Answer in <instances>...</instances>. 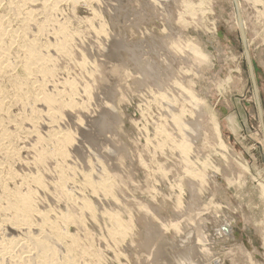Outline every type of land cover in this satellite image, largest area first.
I'll use <instances>...</instances> for the list:
<instances>
[{
	"label": "rangeland",
	"instance_id": "374dc122",
	"mask_svg": "<svg viewBox=\"0 0 264 264\" xmlns=\"http://www.w3.org/2000/svg\"><path fill=\"white\" fill-rule=\"evenodd\" d=\"M4 1L0 18H13V0ZM43 1L28 5L33 26L18 29V39L45 45L50 76L26 80L18 101L12 81H25L18 44L10 49L15 62L0 76L6 107L0 118L8 135L2 144L9 151H0V197L4 190L32 192L36 209L57 221L71 211L65 227L86 251L82 263L178 264L191 248L198 264H264V0H238L251 72L232 0H189L194 17L182 0H66L48 20ZM58 27L70 36L67 54L54 48ZM178 39L200 45L209 64L176 59L170 41ZM115 65L119 75L110 76ZM174 82L181 87L167 90L172 111L185 110L182 120L194 129L187 156L167 138L179 140L180 133L157 95ZM41 86L71 106L59 107L53 121L44 119L36 99ZM182 87L200 100L199 109ZM55 133L70 136L63 156L55 152ZM42 151L48 155L39 158ZM188 171H203V179ZM86 176L94 182L109 177L111 189L96 193ZM84 201L93 204L91 213L79 208ZM115 213L125 226L122 237L112 239L108 215ZM11 216L0 212L1 238L24 239L6 222ZM38 219L32 216L37 225ZM201 229L206 255L198 244Z\"/></svg>",
	"mask_w": 264,
	"mask_h": 264
},
{
	"label": "bare ground",
	"instance_id": "6f19581e",
	"mask_svg": "<svg viewBox=\"0 0 264 264\" xmlns=\"http://www.w3.org/2000/svg\"><path fill=\"white\" fill-rule=\"evenodd\" d=\"M3 1L4 0H0V6ZM33 1L34 0H13L12 2L9 3L10 8L15 14L13 18L12 17L8 19L5 18V20L3 19V17L0 18V76L6 75V73L9 71L10 69L9 62H15V59L11 57V53H12V56H14L13 52L10 51L11 47H15L13 46V44L15 45L18 44L20 48L24 50V54H25L24 62L22 66L23 67L22 71H24V74H25V81L24 82L22 81L23 84H16L14 81H12L13 82L12 85L14 84L16 88V96H17L18 101L24 98V97H21V95H19L20 94L19 88L21 86H23V88L26 87L25 85L26 80H30V78H32L35 74H39L42 76V78H45V79L51 74V71L48 66L50 62V58L48 57L47 53H45V51L43 50L45 45L44 46L42 45V47H38L39 44L37 45L33 41H28V40L23 41L21 39L20 40L18 39V34L20 32V31L18 32V29L22 28L23 31L26 32L33 26L32 24L33 23V11L28 8L29 7L28 5H31ZM64 1L66 0H44L42 4L40 3L41 7L43 8L42 11L44 12V14H46V20H48L51 16L57 13L58 4ZM247 1H249L252 5L260 2V0H247ZM182 2L184 4V5L182 4V6L185 8L187 14L194 17L196 13H193L192 10H189V8L194 9L196 8V6L193 5L189 0H182ZM236 2H237V8L239 11V16H240L239 17L240 18L239 28L241 32V41L243 43L245 56L246 58H248L246 44L244 42V32L242 29L239 2L238 0H236ZM36 3L39 4V2H36ZM121 7H123V5ZM39 12H36V14ZM235 15L237 17L236 9H235ZM11 22H15V24H17L16 22H18L20 26L18 25L19 27L17 29H14L11 27V30H10V28L8 29V26H10L9 24ZM237 24H238V19H237ZM44 28L45 27H39V32L42 33L44 31ZM54 36H55L54 48L56 49V51L67 54L68 47L70 44V36L68 34V31H66L65 28L63 27H58V30L54 33ZM180 40L178 39L176 42L170 41V50L172 52H175V54L174 53L173 54L176 57V59L178 58L180 61L186 62L188 58H191V60L195 62V65L197 67L199 65L209 64V56L203 52L200 45H198L195 42L193 43L190 41H185L184 43L182 42V40L181 41ZM147 43L149 44V42ZM122 54L124 55V53ZM167 55L165 54L166 59H164V63L170 65L171 62H173V59L169 57V55L168 56ZM124 57L126 56L124 55ZM119 68L120 67H118L117 65L113 66L111 68L110 76H115V75L118 76L120 72ZM149 70L153 71L155 69L151 67V69L149 68ZM165 72L166 71H163L162 74ZM153 80L154 82H161L160 78L157 75L153 76ZM166 80L167 79L164 78L162 82L165 83ZM28 87H27V90L29 89ZM180 87L181 85L179 83L174 82L166 90H163V92H159L157 94L159 97L158 99H160L162 102H164L167 105V106L165 105L166 106L165 108L169 110L168 113L170 117L172 118V122L174 126L177 128L178 132L180 133V138L178 140L177 136L175 137L177 139L173 138L172 136H168L164 129L160 128L159 131L161 134L168 136L167 138L169 142L173 143L176 150L180 151V153L187 156V153L191 149L190 140L192 137L190 136L194 129L191 128L190 123L187 124L182 120L184 117V114H186L184 108L182 109L184 110L182 114L176 115L173 113L172 110L174 108L172 107V105L173 103H175V101L174 100L172 101L169 98V95H167V90L171 88L178 89ZM39 89L40 90L38 91H40V93L36 95V99H38L39 103L42 104V106L45 108V112L43 114L45 120L52 119L53 121V118L56 117V113L58 112L59 107L60 108H64V107L70 108L71 107V106L65 105L66 103L65 104L61 103V101L58 98H54L53 96L48 94L43 88V86H41ZM180 91L182 92V95L185 97V100H187L192 105V107L197 108V109L201 107L202 103L200 102L199 99L196 98V96L191 91L186 90L183 87L181 88ZM2 94H3L2 85L0 84V113L1 114L5 112V109H6L5 102H4L5 99ZM197 111L198 110H196V113ZM212 117L213 118L211 119V122L213 124L215 133H217L218 131L217 123L215 121L214 116ZM3 122L4 121L0 118V151H3L4 153H9L7 149L3 148V144H2V142L8 138V135L4 129L5 126ZM69 138L70 136L63 138V136H60L59 133H55V135H52L51 140L55 144V147H56L55 152L59 154L60 156H63L65 154L64 152L65 148L66 146H68L67 145L68 143H66L65 141L69 140ZM47 155L48 154L46 153V151H42L41 153H39V158H44ZM183 159L185 162H188L186 157ZM188 174L192 177H198L199 179H203L204 173L203 171L202 172L188 171ZM63 179H64L63 177L60 179L62 187L64 186ZM1 182L2 180L0 181V183ZM35 183L39 187L41 186V182L39 180H35ZM84 183L88 186H91L93 189H95L97 191L96 193H99V192L107 193L111 189V184H112L109 181V177H107L106 179H101L100 182H94L89 178V176L85 177ZM262 192L264 194L263 187H262ZM2 193L3 195L0 197L2 198L0 199V203L4 205L1 204L0 212L1 213L2 212L12 213V216L9 219L7 218L5 220L6 222L10 223L11 229L13 228V230H16V229L21 230L23 233L24 239L20 240L17 237L16 238L15 237L14 238L13 237L1 238L0 236V264H89V263H82L81 259L85 258L86 251L81 247L78 240L74 237H71L66 231L67 229L65 226L71 225L72 223L71 215L73 214H71L72 213L71 211L66 213V216L64 215L63 219L61 218L62 220L59 219V221H57V220L50 218L47 215V213L41 212L38 209H36L37 207H35V204H34V201L36 199L34 198V194L32 192L22 193L19 190H15L13 192L4 190ZM70 201H67V202H70ZM75 205L78 207L77 204ZM69 206L71 207V205ZM79 208L81 209L83 208V211L86 210L89 213H91L93 210V204L90 202L84 201L83 203L81 202V206H79ZM34 215L39 216L38 220L40 221V224L37 225V223L33 222L34 219L32 220V216ZM199 215L200 214H197V217H199ZM5 218H6V215H5ZM108 219L111 222V229L109 231L110 237L112 239H115L117 236L122 237V228L125 225L117 221L118 217L116 216V213L112 215L111 214L108 215ZM1 226L3 225H0V230H1ZM198 232L200 233L198 236L199 246L202 245L204 248H207L208 241L204 240V236H203L204 234L202 233V229L200 231L198 230L197 233ZM202 246H200L202 254L206 255L207 253H209V250L201 248ZM190 252L192 254V249L186 248L185 252L181 253L183 255L179 259V262L178 261L176 262H178V264H183L184 262L186 264H198L196 261H193ZM79 255H81L80 258H79ZM205 257L207 258L209 256H205ZM207 260L209 259L207 258Z\"/></svg>",
	"mask_w": 264,
	"mask_h": 264
},
{
	"label": "water",
	"instance_id": "95a60500",
	"mask_svg": "<svg viewBox=\"0 0 264 264\" xmlns=\"http://www.w3.org/2000/svg\"><path fill=\"white\" fill-rule=\"evenodd\" d=\"M233 1V3H234V7H235V9H236V11H237V17H238V24H239V27H240V16H239V11H238V8H237V2H236V0H232ZM246 60H247V63H248V66H249V70L251 69V64H250V60H249V58H246ZM250 72H251V70H250ZM251 75H252V73H251ZM252 77V83H253V85H254V80H253V76H251ZM255 87V86H254ZM258 110H259V113H260V107L258 106Z\"/></svg>",
	"mask_w": 264,
	"mask_h": 264
}]
</instances>
